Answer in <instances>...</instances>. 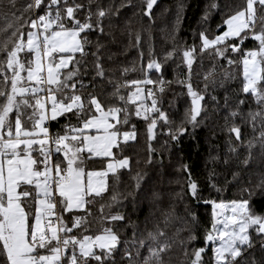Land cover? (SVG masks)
Segmentation results:
<instances>
[{"label":"snow or ice","instance_id":"1","mask_svg":"<svg viewBox=\"0 0 264 264\" xmlns=\"http://www.w3.org/2000/svg\"><path fill=\"white\" fill-rule=\"evenodd\" d=\"M139 3L151 21L157 0ZM132 6V0L119 4L114 0H27L24 4L0 0V32L5 34L0 42V264H169L166 257L177 241L165 229L175 217L174 206L161 213V222L151 229L145 225L141 231L119 210L104 214L105 205L97 199L110 200L109 208L122 206L129 198L138 202L146 173L136 172L130 191L116 188L118 170L131 172L130 159L121 155L127 143L136 140L131 116L147 122L148 141L156 138L159 125L168 141L178 147L181 137L194 138L213 113L219 115L223 110V124L217 121L215 127L226 135L227 150L237 168H247L257 155L264 157V0H240L238 4L226 0L223 7L210 0L201 17L202 27L194 32L199 44L180 50L186 67L183 79L166 82L161 76L153 80L145 72L143 79L120 83L105 74L101 37H111L105 29L113 26L121 8ZM213 12H219L221 19L210 27L207 21ZM91 33L97 34L95 41ZM128 35L130 45L138 47L139 32L135 45L130 27ZM246 41L253 46L249 48ZM90 46L94 50L89 51ZM205 53L209 67L202 75L203 87L194 89L192 66ZM89 55L94 74L86 84L83 76ZM139 55L142 59L144 54ZM146 67L159 73L162 65L150 59ZM237 70L239 89L226 88L237 79ZM129 71L135 67L123 68L121 76ZM174 82L190 98L179 122L163 109V97L157 95ZM105 84L111 86L110 93L105 92ZM127 85L136 87L125 96L121 89ZM220 88L224 89L222 102L213 94ZM206 94L213 112L202 104ZM249 99L255 109L244 107ZM128 105L135 107L130 111ZM60 117L65 123L51 132L50 123ZM245 126L247 130L242 131ZM148 151L147 162L151 163L155 150L150 144ZM86 162L98 164L99 170H86ZM228 162L226 157L224 163ZM181 170L187 174V195L211 208L203 246L188 248L198 239L199 221L194 212H188L192 227L178 230L188 232L178 241L187 264H264V213L251 206L257 191L264 195V173L255 185L241 189L246 199L226 201L203 198L187 164L177 168ZM110 174L113 190L103 197L109 192ZM232 176L238 179L240 171ZM209 186L217 193L222 191L211 178ZM184 187L175 194L181 200ZM151 196L161 198L156 191ZM95 222L101 224L97 231H93ZM127 227L132 228L131 235L122 237L120 230ZM257 251L259 260L254 255Z\"/></svg>","mask_w":264,"mask_h":264},{"label":"trees","instance_id":"2","mask_svg":"<svg viewBox=\"0 0 264 264\" xmlns=\"http://www.w3.org/2000/svg\"><path fill=\"white\" fill-rule=\"evenodd\" d=\"M18 4H24L27 0H17ZM106 3L107 0H104ZM115 4H119L120 0H114ZM210 0H157V3L152 9V19L149 21L147 16H144L141 9L142 5L139 0H132V7H124L120 9L118 16L113 18L111 28H106V32L112 33L111 37H101V42L105 47L100 50L101 61L106 69V76H113L117 82L123 83L133 79H143L144 73L156 80L161 77L167 81H176L183 79L186 74V67L182 62L181 48L192 45L194 42L198 45V36H194V32L198 33L202 27L201 17ZM226 0H217V3L223 7ZM240 3V0H236ZM219 12H213L207 21L208 26L214 27L220 22ZM107 24V21H105ZM132 30L133 37L131 44L135 45V33L140 34V43L138 47L130 45L128 29ZM4 33L0 32V42H2ZM97 34L91 33L90 39L95 41ZM173 36L175 37L173 39ZM245 44L251 48L253 42L246 41ZM176 50L173 52V47ZM149 48H151V56L149 55ZM94 50L90 46L89 51ZM143 52L141 59L139 53ZM172 55L168 57V53ZM109 57H111L109 59ZM166 57H168L166 59ZM86 74L83 76L84 82L87 84L94 74V66L92 64V57L89 55L85 58ZM150 59H155L161 63V71L159 73L155 70L147 69V63ZM220 63H224L220 61ZM71 67V65H70ZM135 71H129L127 74L121 76L123 68H133ZM209 67L207 53L204 54V59L197 57L192 66L191 82L193 88H202V75ZM110 70V71H109ZM82 71L84 69L82 68ZM200 75H197V73ZM237 79L226 84L228 89L238 90L240 87V73L236 72ZM135 85H127L121 89V94L127 95L130 90L135 89ZM155 89V85H147ZM165 91L157 93L163 97L162 107L175 121L179 122L183 117L185 110L190 105V98L186 95V89L177 83L165 85ZM111 86L105 84V92L110 93ZM221 99L224 95V89H217L213 93ZM235 96V92L229 93ZM112 99V98H108ZM150 103V101H148ZM207 104L209 112H213L212 102L208 100V95H205V101L202 104ZM249 105L255 109L256 105L249 99L245 104L247 109ZM131 111L135 106L128 105ZM203 115V113H202ZM224 111L221 110L219 115L213 113L212 120L205 121L195 132L194 138L190 135L181 137L179 146L174 142L168 141V136L163 134V130L157 128V136L154 140L148 141L146 132V121L131 116L130 124H135L136 140L130 141L124 148L121 155L127 156L130 159L131 172L125 169L118 170L117 175L120 177L119 183L116 185L120 192L130 191L134 184L133 176L136 172L146 173L142 189L137 194V203H133L131 198L123 200L121 205H113L108 207L110 200H101L97 198L100 203L105 205L103 212L109 214L121 211L126 220H131L134 225L139 226V230H144L145 225L149 229L153 227L154 223H159L163 220L162 212L171 211L174 206L175 217L170 221L166 227V233L177 241L172 251L166 257L169 264H187V259L182 254V249L179 247L178 241L188 235L187 231H178L179 229H186L192 227L188 212L192 211L196 214L199 224L196 226V233L198 239L188 245L189 250L193 246H203V230L208 226L210 221L211 208L209 205L197 203L189 195H187L186 179L187 174L177 168L181 164H187L188 170L191 173L192 179L199 184V190L203 198H214L233 200L247 198V194L243 193V187H251L255 185L264 173V157L257 155L255 159L248 165L247 168L240 170L237 168V161L232 157L227 150L226 135L215 127L216 122L223 124ZM75 122V121H73ZM65 123L63 117H60L58 122L50 123V131L57 132ZM126 129L128 126H124ZM246 126L242 131H246ZM251 135V133H248ZM167 142V143H166ZM149 144L155 150L151 153V163H148ZM229 158L227 164L224 163L225 158ZM94 167L99 170V165H92L91 162H86V170ZM250 169V170H249ZM240 171L238 179L233 180V172ZM211 174V177H210ZM251 177V185L248 180ZM221 188L222 191L217 193L209 186V179ZM109 192L102 194L103 197H108L113 190V179L111 174L108 178ZM181 185H185V195L183 199L176 197V193L180 191ZM153 191L160 193V199L154 200L151 196ZM251 206L254 207L257 213H264V195L259 191L253 197ZM99 203L93 207V215H97L96 209ZM100 222H95L93 231L99 230ZM161 227L164 225L161 223ZM132 232L131 227L122 228L120 234L122 237L130 236ZM210 254V253H209ZM257 260L260 259V253L255 254ZM207 258V257H206ZM119 259V257H117Z\"/></svg>","mask_w":264,"mask_h":264},{"label":"rangeland","instance_id":"3","mask_svg":"<svg viewBox=\"0 0 264 264\" xmlns=\"http://www.w3.org/2000/svg\"><path fill=\"white\" fill-rule=\"evenodd\" d=\"M150 70V69H149ZM154 69H151V71H153ZM130 142V141H129Z\"/></svg>","mask_w":264,"mask_h":264}]
</instances>
